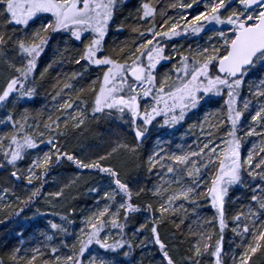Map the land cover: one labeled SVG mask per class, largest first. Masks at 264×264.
Listing matches in <instances>:
<instances>
[{"label": "snow or ice", "instance_id": "6c2138e0", "mask_svg": "<svg viewBox=\"0 0 264 264\" xmlns=\"http://www.w3.org/2000/svg\"><path fill=\"white\" fill-rule=\"evenodd\" d=\"M84 174L91 207L36 208L0 264H264V0H0V207L74 200Z\"/></svg>", "mask_w": 264, "mask_h": 264}, {"label": "trees", "instance_id": "16d2710c", "mask_svg": "<svg viewBox=\"0 0 264 264\" xmlns=\"http://www.w3.org/2000/svg\"><path fill=\"white\" fill-rule=\"evenodd\" d=\"M135 3V0H133ZM59 57L56 55V43L54 42L50 49L47 51L46 55L42 59V67L47 62L57 61ZM69 65L66 63L64 65L54 64L53 70L50 76L43 82V87L40 88L39 95L36 97L35 104L30 105V110L34 114L41 113L42 110L47 107H51V100L49 93L52 90L50 85L55 81V78L60 72H66L69 70ZM76 67V66H71ZM92 128L94 129L93 134L89 135L86 140H84L85 144H95L101 138L102 135L115 130V125L110 124L109 122H101L99 124H93ZM70 144L73 147H76V140L70 141ZM59 173V174H57ZM74 175V169L65 165L63 168H60L52 173V177L49 179L48 190H50V185L53 179L58 180V183L72 178ZM81 182L77 185L78 193L83 190L82 196L78 194L76 195L74 200H69L70 204L76 203L77 209L86 210L91 207L92 200L89 195L88 189L90 186L96 184L98 177L84 174L78 178ZM79 188L81 190L79 191ZM91 200V201H90ZM41 202H39L32 209H25L24 213H21L19 217H15L13 219H8L6 213L10 210L4 209L0 207V219H4L5 223H0V256L5 255L6 250H10L11 247L17 245V232L23 231L25 237L31 241L33 236L37 235L38 228L43 222H46L43 218L33 219L32 213L36 208L40 206ZM15 207V206H14ZM18 210V209H17ZM207 211V209H204ZM78 222V221H77ZM175 230V226L172 223H168L166 225L161 226V235L166 239L170 237L172 231ZM32 237V238H31Z\"/></svg>", "mask_w": 264, "mask_h": 264}, {"label": "rangeland", "instance_id": "374dc122", "mask_svg": "<svg viewBox=\"0 0 264 264\" xmlns=\"http://www.w3.org/2000/svg\"><path fill=\"white\" fill-rule=\"evenodd\" d=\"M195 117L193 118V120L195 121ZM189 139H192L191 137L189 138ZM84 142V141H83ZM85 144V143H84ZM246 147H247V145H246ZM57 183H58V180H56V179H54ZM97 183V182H96ZM55 188H56V185L55 184H53V182L51 183V185H50V190L49 191H54L55 190ZM81 190V188H79V191ZM84 192H83V190H82V193H81V191L78 193V196L79 195H81L82 196V194H83ZM235 195H237V196H241V193L240 192H236L235 193ZM243 198V197H242ZM91 201V200H90ZM70 204V201L68 200V201H65V202H63V203H61V204H59V205H50L47 201H41V204H40V206L38 207L39 209H40V211L41 212H45V213H47V212H53V211H55V212H58V213H63V211H64V209L65 208H67L68 207V205ZM72 205H74L75 207H76V209H77V204L76 203H73ZM81 211V209H77V212H80ZM34 212V211H33ZM205 212H207V211H205ZM32 216V215H31ZM77 223H79V221L77 222ZM45 225H46V222H43L41 225H40V227L38 228V232H37V235H38V233H39V230L40 229H43L44 227H45ZM231 236V233L229 232V233H227L226 234V246H227V243H228V237H230ZM32 238V237H31ZM32 241V240H31Z\"/></svg>", "mask_w": 264, "mask_h": 264}]
</instances>
